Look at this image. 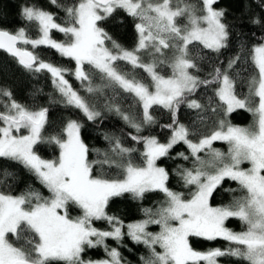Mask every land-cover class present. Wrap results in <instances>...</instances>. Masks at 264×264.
I'll return each mask as SVG.
<instances>
[{
	"label": "snow or ice",
	"instance_id": "1",
	"mask_svg": "<svg viewBox=\"0 0 264 264\" xmlns=\"http://www.w3.org/2000/svg\"><path fill=\"white\" fill-rule=\"evenodd\" d=\"M49 3L64 11L62 22L38 4H25L20 15L26 26L0 28V51L29 73L49 74L60 102L87 120H100L104 111L118 115L135 130L130 138L142 144L143 151L106 134L108 150L96 149V159H90L79 121H66L57 135L46 139L48 108L22 104L10 89L0 87V158L22 165L49 194L29 189L13 195L7 182L14 174L0 170V185L6 188L0 190V264H128L119 251L127 247L125 236L147 250L141 264H220L221 257L264 264V34L251 45L246 33L236 34L245 55L238 52L224 64L219 56L229 48L233 30L226 10L215 7L219 0ZM118 10L134 21L137 43L132 49L113 40L100 23ZM253 23L264 28V18ZM54 32L64 40L58 42ZM42 46L73 61L74 68L41 59L35 50ZM204 49L223 67L212 66L202 78ZM244 64L247 75L241 81L237 68ZM125 65L128 71L121 70ZM67 76L79 81L87 95H81ZM96 78L102 83L96 84ZM238 83L246 85V93L237 91ZM105 89L112 95H105ZM121 94L129 100L128 110L116 99ZM154 106L170 115V122L161 125L169 129L164 143L143 134L157 123ZM182 106L191 116L188 124L180 121ZM241 109L253 118L249 126L229 119ZM215 142L225 144L226 151L214 147ZM42 143L58 146L56 159L38 155ZM180 144L187 154L171 156ZM162 158L191 164L178 165L175 171L187 194L169 187V171L157 163ZM226 180L236 187H222ZM217 189L234 195L214 206ZM148 193H161L164 199L155 209H143L145 219L125 225L109 215L113 198L129 194L143 201ZM70 208L79 215H70ZM231 219L243 230L229 228ZM97 221L108 228H97ZM150 226L158 230L150 231ZM193 237L223 240L228 246L198 251L190 242ZM94 249H102L105 258H90L87 254Z\"/></svg>",
	"mask_w": 264,
	"mask_h": 264
},
{
	"label": "trees",
	"instance_id": "2",
	"mask_svg": "<svg viewBox=\"0 0 264 264\" xmlns=\"http://www.w3.org/2000/svg\"><path fill=\"white\" fill-rule=\"evenodd\" d=\"M60 2L63 4H71L73 0H60ZM25 4H38L42 8L53 12L56 15L57 22H62L64 19V11L50 4L49 0H0V28L14 31L20 27H25L26 22L20 15V9ZM215 7L226 10V19L233 30V38L230 41L229 48L223 50L219 56V60L226 64L227 60L238 52L242 57L245 55V52L239 48V41L235 39L236 34L241 33V31L246 33L249 45L258 42L259 37L264 34V28H262L260 24L253 23L255 20L264 18V0H219V3L215 5ZM100 23L108 35L124 48L132 49L136 46L137 33L134 28V21L123 11L118 10L113 16ZM31 34L35 36L34 31H32ZM53 37L58 42L64 40L63 35L60 33L54 32ZM106 43L110 46V42ZM29 50H32L30 46ZM35 51L40 55V58L46 62H52L67 68H74L73 61L61 57L54 49L42 46ZM201 55H205L203 64L205 71L200 73L202 78L212 66L216 65L223 67V65L216 64L215 54L210 53L207 49H204ZM209 61L212 63L210 64ZM117 63L123 65V62L118 61ZM244 68H248V65H238L237 68V70L242 73L238 78L241 81L244 75H247V73L244 72ZM121 70L128 71L129 67L125 65ZM136 71L141 72L142 70L137 69ZM165 71L168 72L170 70L165 69ZM248 71H251V69L249 68ZM66 78L69 79V82L81 95H87L79 81H76L73 76H67ZM94 82L96 84L102 83L98 78H96ZM0 87L10 89L13 93V98L22 104L48 108V124L45 126L43 133L46 139L49 136L57 135L66 121H79L82 124L81 137L90 149V159H96V152L94 150L98 149L101 152L108 150L109 142L104 139L106 134L110 137L120 138L126 147L135 146L140 152L143 151V145L137 144L130 138V134H135V130L129 128L118 115L104 111L100 120L96 122L87 120L79 110L66 107L60 102L59 93L54 88L49 74L29 73L19 66L14 58L3 51H0ZM237 91L241 94L246 93V85L241 87V84L238 83ZM104 94L107 96L112 95L110 89H105ZM125 95L126 94L118 95L116 99L123 109L128 110L129 100L125 99ZM197 95L199 96L200 94L198 93ZM100 102L103 103V98H101ZM201 102H203V97H201ZM130 110L137 111L135 108ZM151 111L157 123L150 129H146L143 134L155 136L161 143H164L169 136V129L162 128L161 125L170 122V115L167 110L157 106H154ZM179 118L180 121L185 124H188L191 119L188 110L183 106L181 107ZM229 119L234 125L249 126L253 118L249 112L241 109L232 113ZM205 131H207V129H205ZM213 146L225 151L227 148L222 142H215ZM37 151L38 155L46 160H54L59 155V148L55 143L39 144L37 145ZM177 152H185V154H187L186 146L182 144L175 146L171 150L170 155L175 157ZM134 156H138V153H134ZM137 162L139 161L137 160ZM157 163L159 166L169 171V187L175 191H184L187 194V189L183 188L179 178L175 175V171L178 165L190 167L191 164L188 161L169 158H162ZM105 168H107V166H105ZM3 169H7L14 174V179L10 177L7 182L8 188H10L13 195H19L29 189L38 190L45 196L49 195L47 190L37 181L35 176L22 165L0 158V170ZM112 171L115 172V169ZM222 187L231 188L236 187V185L235 182L226 180ZM0 190H6L5 185H0ZM232 195L234 194L225 192L222 189H217L216 193L213 194L212 203L214 206L226 204L231 200ZM163 199L164 197L161 193H148L143 201L135 200L129 194H124L121 197L113 198L109 203L107 211L109 215L118 217L127 225L145 219L146 217L144 216L143 209H155ZM70 215H79V210L70 208ZM95 226L102 230L108 228V225L103 221L95 222ZM227 226L233 231L243 230L241 223L235 219L229 220ZM149 230L157 231L158 226H150ZM190 242L192 247L198 251H207L213 248L224 249L228 246L226 241L219 239L207 241L202 238L193 237L190 238ZM107 243L112 247H117L113 240H108ZM123 243L127 247H120L119 251L128 264H141L140 257L146 255L147 250L141 245L134 244L127 236H125ZM87 255L92 259L105 258V253L102 249L90 250ZM220 264H244V262L238 261L233 257H221Z\"/></svg>",
	"mask_w": 264,
	"mask_h": 264
},
{
	"label": "rangeland",
	"instance_id": "3",
	"mask_svg": "<svg viewBox=\"0 0 264 264\" xmlns=\"http://www.w3.org/2000/svg\"><path fill=\"white\" fill-rule=\"evenodd\" d=\"M146 59H147V57H146Z\"/></svg>",
	"mask_w": 264,
	"mask_h": 264
}]
</instances>
